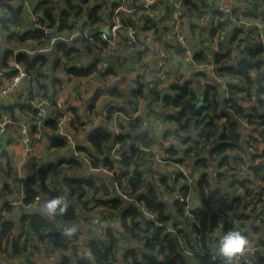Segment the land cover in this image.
Returning <instances> with one entry per match:
<instances>
[{"label": "built area", "instance_id": "obj_1", "mask_svg": "<svg viewBox=\"0 0 264 264\" xmlns=\"http://www.w3.org/2000/svg\"><path fill=\"white\" fill-rule=\"evenodd\" d=\"M161 1H164L166 4V12L163 11ZM183 1L98 0V3H96L93 0H89L84 5L83 10L89 12L93 6H97L98 14L101 19L105 20L102 27L100 25L101 30L98 34L101 41L99 42L104 46L101 47L100 44L91 41L90 44L93 48L89 54L88 49L81 46L80 42L82 39H88L90 32L97 25H89L84 13L81 16L83 18L75 24L73 31L56 33L55 30H50L48 25H37L45 5H40L37 0H13L12 3L20 7L21 21L7 33H3L0 30V57L6 52L10 53L6 62L7 69L4 71L6 76L2 72L0 73V105L14 106L19 100L25 98L31 107L24 110L20 118L17 119L15 117V121L12 120L8 112H0V142L6 136L8 128L14 126L12 133L14 135L13 141L24 147L31 156L29 168L33 171V174L26 175L25 177L36 176L38 175L39 168L43 167L41 165L42 156L40 153V150L43 148L42 145L39 146V141L45 135L42 125L48 118H54L57 111L61 112L62 117L58 119V127L54 132L46 135L53 136L59 134L66 142L71 143L72 139L70 136L73 135L72 132L76 134L84 132L85 134L86 131L90 133L96 128V108H93L95 101L93 102L94 97L91 95L94 85H101L103 91L115 90L121 92L122 98L124 95L127 97V102L123 106L126 112H124L121 105H118V103L121 104V100H116L114 97L111 101L106 102L103 108H101L102 105L100 106V110H102L100 112L101 126H104L112 137L111 142L107 145V149L102 153L93 151L91 155H87L82 150L90 148L89 143L83 140L77 147H73L71 159H59L56 163H53V166H55L53 179L49 181L50 177H48L45 181L48 190L58 193L61 188L67 191L62 185L64 178L78 177L80 179L91 180L96 186H103L106 194L102 192L98 195L99 198H110L112 196L118 197L125 203L136 204L135 193L129 187L127 179L121 180L118 183L113 182L114 178L120 175L118 165L113 164V170L110 171L106 170L105 167L96 169L89 167L93 160L103 157H107L111 162L119 163L122 159V154L127 155V149L134 145L136 149L146 153V159L155 170V181L160 184L159 181L162 178H167L166 185H160L159 190L164 196L163 200L168 209L171 208L172 213H174L173 206L168 203L170 201L173 202L171 204L181 205L182 210H184V214L182 213L178 216L174 213L177 220L174 226L171 225L172 216L170 214L171 220L165 227L167 233L177 238L182 253L191 264H198L195 261L194 252L190 249V247L195 250H199L200 248L199 238L194 232L193 227L195 212L198 209L216 216L215 224L207 235V243L210 254L215 257L217 264H224L223 257L215 253L212 245L219 233L225 230L221 217L226 215L231 218L232 205L230 204V199L241 200V215L245 217V220L231 218L229 224L231 228L240 227L242 230L248 232L250 239L253 241L254 252L252 257H250L253 258L257 253L264 252V183L252 173L254 167H262L264 171V140L258 134V131L262 132L264 130V125L260 129L254 130L248 126L246 120L240 121L244 153L235 149L226 152V155H229L231 158L237 157L241 159V163L236 167L233 166V163H230V167L227 165L219 166L222 155H212L210 157V154L207 153L203 157V159L207 160V167H203L199 165V159L196 158L194 151L189 154L190 159L184 161L179 158H171L165 155L169 148H174L182 153L189 146L193 147L192 143H182L183 140L190 138L192 142L199 143L197 146V150H199L201 140L197 138L196 132L192 134H179L176 125L167 122V117L177 118L180 112L178 109L163 108V98L167 93L164 96L161 93L168 90V84L172 82H175V84L189 83L190 90L197 97L202 95L205 86L212 80L222 84L224 89L226 84L232 83L233 80L229 77H219L217 75L213 52L228 54L230 57L228 62L231 63L241 57L247 41L257 47L253 53L260 51L259 47L262 46V52L259 56L263 57L264 41H260L263 40L264 36V19L262 20L258 17L255 20H247L243 16L247 10L241 0H213V4L206 2V6H209L213 10H218L221 16L217 17L214 21L215 33L206 46V61L204 63H196L193 55L197 48L189 39L188 24L189 22H194L198 26H204L214 16L212 17L210 12H205L200 18L195 16L190 17L183 9ZM192 1L193 3L195 2V0ZM257 1L256 7L258 12H261L259 8L263 7L262 10H264V3L262 0ZM54 2L56 6H61L62 4V0H54ZM142 16H148L157 22L156 27L151 29L144 28L141 20ZM231 18L234 19L232 21L234 23L231 22ZM235 27H238L241 33L234 40L232 39V33ZM29 29L40 30L48 37V41L41 43V41L29 38L22 41L15 48H8L9 45L6 42L4 43V38L6 39L10 35L16 36L18 39L24 37ZM248 31L250 34L246 35L245 32ZM240 40H243L244 43L239 44ZM57 43H66L70 48H74L75 52L70 55V59L61 60L62 58H60L57 63L56 54L54 53V47ZM170 51L177 55L174 62L169 60V56L172 53ZM18 55L43 56L47 58L48 63L41 66L38 74H35L31 69H28L16 60ZM109 57L115 58L118 66L109 61ZM56 64H58V67ZM48 66L51 70L48 69ZM72 67L81 68L88 72L99 70L106 78L103 81H98L94 73L86 78H74L67 72ZM117 68L123 69L128 74L121 84H119V81L123 80L124 76ZM54 69L60 73L59 79L62 80V87H60V90L51 100H39L36 91V77L43 76L48 79ZM260 72V75L253 73L256 80L257 78H261V80L259 83L256 81V87L251 97L249 99L244 97L241 102V106L246 111L257 101V88H260V90L264 89L262 79L264 67ZM202 73L207 76L209 81L203 78ZM173 76L175 77L173 78ZM189 76L190 78H188ZM70 85H72L71 89L73 91L70 90ZM122 85L125 87L126 92L120 87ZM66 93L70 96L69 100L67 97L64 98ZM221 96H223V93ZM260 98L264 99V95L259 94ZM91 106L92 110L89 109ZM48 107L55 110V113L49 117H47ZM71 108H75L79 113L78 119L71 115L69 111ZM148 109L151 110V116L154 119L143 118V113ZM155 114H160V117L157 118ZM257 115L262 116L264 121V108ZM186 118L188 116H185L183 119ZM66 119H70L68 129L66 126L62 127ZM139 119L141 123L137 130L145 133L151 140L156 139V141V136H153L151 132V124L154 120H160L165 123L167 130L161 136L164 141L163 155L157 156L155 154L157 143L154 140H152V144L148 148L141 147L134 140L124 141L123 143L115 140V137L121 133L119 128L120 120L136 121ZM224 122L223 120H219L217 124L220 125ZM27 124H31L33 125L32 127L37 128L36 139L33 138L32 141L28 137L30 128ZM78 124H81L82 127L76 129ZM74 160L83 162L93 175L90 172L87 176H81V168L78 169L79 171L70 169V163ZM133 168L131 166L128 171L131 172ZM61 169L63 170L62 172L60 171ZM13 180L15 178H9L8 183H6V188H8L6 192L3 191L4 187L0 186V196L3 195V191V196L7 199L6 203L11 206L14 212H17L18 209H22L21 206L23 205L25 195L19 186L18 193L15 195V190L11 186ZM213 184L217 185V187L224 186L226 191L219 193L212 190ZM92 197L93 193L91 192ZM203 200L207 202V205L203 204ZM39 201L40 198L36 197L28 208L39 210ZM70 206L71 204H69ZM139 207L144 220L163 227L157 224L156 216L153 213L148 212L142 206ZM90 208L92 207L88 206V209ZM100 209L101 207L96 208V212L95 210L88 211L84 210L81 204H79L78 207L73 209L77 221L66 222L54 219L53 221H49V224L54 229L61 231L68 225H78V232L72 237H68V240L76 238V244L79 246L82 243L80 237L84 230L95 232L92 228L98 229L99 221L101 220L98 219L100 218V214H98L100 213ZM91 212H95L97 218L96 216H91ZM0 218L4 221H11V214L2 210ZM107 222L109 225L105 226V233L111 232L120 238L117 242V249L108 262V264H117L118 261L125 259L129 247H138L139 245L130 241V246H128L120 233L114 230L112 222L109 220ZM45 233H48V228ZM186 235L190 237V244L187 242ZM26 239L27 235L23 233L20 235L19 242H25ZM27 245L32 249L37 246L33 241ZM45 246H43L45 254L52 261L55 256L54 253L57 250L48 247L46 244ZM198 254L204 255V253ZM3 258L4 255L0 250V264H5ZM17 264L30 263L23 260ZM241 264H244V262L242 261Z\"/></svg>", "mask_w": 264, "mask_h": 264}, {"label": "trees", "instance_id": "obj_2", "mask_svg": "<svg viewBox=\"0 0 264 264\" xmlns=\"http://www.w3.org/2000/svg\"><path fill=\"white\" fill-rule=\"evenodd\" d=\"M247 10L243 16L247 20H255L259 16L264 18V11L258 12L256 7L257 0H241ZM264 3V0H262ZM13 0H0V30L7 33L13 26H16L21 21L20 7L12 3ZM40 5H45L42 11L41 18L38 20L37 25H48V28L55 30L56 33L71 32L75 29V24L83 17L87 18L89 25H97L89 34L88 39L80 42V45L88 49V53H91L93 46L90 42L101 44L98 37L100 25L104 24L105 20L101 19L98 14V7L93 6L91 11L86 12L83 10L84 5L89 0H62L63 7L56 6L54 0H37ZM98 3V0H95ZM163 11H167V7L164 1H161ZM140 9V8H139ZM183 9L190 17H201L203 13L210 12L212 14L211 20L204 26H198L197 23L189 22L188 33L189 39L195 44L197 48L193 55V59L196 63H204L206 61V46L209 44V40L214 36L215 26L214 21L217 17L221 16L218 10H213L206 6L205 0H198L193 3L192 0L183 1ZM143 27L151 29L156 27L157 22L150 19L148 16H142ZM232 25V24H231ZM201 33V35H200ZM241 33L238 27L233 29L232 39H237ZM249 35L250 32H245ZM34 38H33V37ZM8 38V37H7ZM6 38V39H7ZM10 38H16V36L10 35ZM29 38L41 41V43L48 41V37L45 36L38 29H29L26 35L20 39V43ZM100 41V42H99ZM88 42V44H87ZM244 41L240 40L239 44H243ZM246 43H248L246 41ZM256 46H252L246 50V56L244 59L234 60L229 63V55L219 52H213L214 65L217 67V75L219 77H229L233 80L232 83H227L223 89L222 84L215 80L209 81L207 76L202 73L203 78L209 81V84L205 86V90L199 97L195 96L193 91L189 88V83L174 84L169 89L163 98V108L168 107L172 110H179V117L166 118L167 122L175 124L177 132L179 134H192L196 132L197 138L201 140V147L197 150L198 142H192L190 138L182 141L183 144L192 143L193 147H188L182 153L174 148H169L165 153L166 156L171 158H179L182 161L190 159L189 154L194 151L197 159H199V165L207 167V160L203 159L205 153L221 156L219 166L227 165L236 167L241 163V159L237 157H229L226 155L227 151L231 149L238 150L244 153V147L242 144V128L240 126L241 120H246L248 126L251 129L258 130L264 125L263 117L258 116L257 113L264 108V99H258L254 105L245 110L241 106V102L244 97L249 99L252 92L256 87V77L253 73L261 74L263 68L262 56H259L261 50L253 53L256 50ZM74 48H70L66 43H57L54 47V53L56 54L57 63L60 58H71L70 55L74 53ZM10 53H4L0 57V72L7 69V58ZM114 65L116 59L113 57L108 58ZM16 60L22 63L28 69H31L35 74H38L41 66L48 63L47 58L43 56L31 57L28 55H18ZM124 64V63H122ZM58 65V64H56ZM118 66V65H117ZM120 67V65H119ZM68 74L74 78H86L90 74L94 73L97 76L98 81H103L106 77L101 74L99 70L85 71L72 67L69 69ZM259 74V75H260ZM264 82V73L262 75ZM47 80V78L40 76L36 77V91L42 89L40 86L41 81ZM48 81V80H47ZM62 87V86H61ZM223 93V97H221ZM260 95H264V89L259 92ZM116 100H121L122 94L111 92L110 94ZM38 96V94H37ZM54 95L49 96L46 100H51ZM118 105H120L118 103ZM92 110V106L89 108ZM222 109H225L222 111ZM124 112L125 107H123ZM74 118H79V113L75 108L69 110ZM114 112V111H113ZM112 112V113H113ZM157 118L160 114H155ZM185 116L188 118L183 119ZM62 117L60 111H57L54 118L59 119ZM219 120L225 121L222 124H217ZM141 120L128 121L120 120L119 128L121 130L120 135L115 137V140L123 143L124 141H136L143 148H148L152 144V140L145 133L139 132ZM49 125V126H48ZM47 127L51 132L56 130V126L49 121ZM81 124H78L76 129L81 128ZM259 136L264 140V132L258 131ZM50 136L48 140L55 148H61L65 146V139L61 136ZM112 137L104 126L94 128L88 138L90 148H85L82 151L91 155L93 151L102 153L107 149V145L111 142ZM127 155L122 154V159L118 163L111 162L107 157L101 159H95L91 162V167L96 169L99 167H105L106 170H113V164L118 165L119 174L114 178L113 182L118 183L121 180L127 179L129 187L135 193V203L142 206L145 210L153 213L156 216V222L160 226H156L151 221L141 220L139 216V207L136 204L125 203L118 197H98L102 192L106 194L103 186H96L94 182L87 179H80L78 177H66L63 180L62 185L66 192L69 193V197L76 202L65 210V213L55 218V220L63 221H77V217L74 215L73 209L81 204L84 210H95L101 207L100 214L105 220H115L116 215L121 212L122 216L129 215V219L132 224V228H127L126 235L133 243H137L138 247H129L126 253V257L122 261H118L117 264H191L185 255L182 253L180 246L177 242V238L167 233L165 225L171 220L169 209L164 202V196L159 190L160 185H166L167 178H162L158 184L155 179V170L151 166L150 162L146 159V153L139 149H136L134 145L127 149ZM201 158V159H200ZM70 169L79 171L82 163L78 160H74ZM133 166V170L129 172V168ZM1 171V170H0ZM55 166H48L45 168H39V173L36 176L27 177L22 180L21 190L24 192L25 199L21 208L23 209L18 227L15 229L12 221H4L0 218V250L4 255L3 261L5 264H17V258L27 257V249L29 243L32 240L36 242H44L48 247L54 250H58L59 254H66L67 259H63L62 264H108L109 260L113 256L114 251L117 249V242L120 240L118 236L113 235L111 232H106L102 236H97L93 240L87 243H81L79 246L76 244V238L68 240V237L63 234V231L54 229L50 226L49 220L41 215L39 210H31L28 208L36 197L40 200L42 197L56 196L58 193L51 192L45 185V181L48 179L49 173H54ZM63 171L62 169L60 170ZM81 171V170H80ZM252 173L260 178L264 183V171L262 167L257 170H252ZM202 185V184H201ZM204 185V184H203ZM62 189L60 188L59 191ZM86 190L93 193V197L89 200H84L86 197ZM2 191V190H1ZM3 191H8V188L4 187ZM64 191V190H63ZM1 193V192H0ZM4 193V192H3ZM71 204V203H70ZM203 204L207 205V202L203 200ZM232 205V219L245 220V217L241 215V200L230 199ZM89 207H92L88 209ZM175 210V214L178 216L184 214L181 205L171 204ZM128 209V210H126ZM12 214L14 210L6 203L0 210ZM229 216H222L221 221L224 224V229L231 228L229 222L231 219ZM216 216L206 213L202 209H198L195 212L194 232L199 238L200 248L194 252L195 261L198 264H217L215 257L210 254V249L207 243V235L211 228L215 224ZM48 229V233H45ZM58 230V231H56ZM97 231H95L96 233ZM25 233L27 239L25 242H19L20 235ZM18 234V235H17ZM187 242L190 244V237L186 235ZM176 240V241H175ZM198 253H204L199 255ZM224 263V261H223ZM255 264H264V252L257 253L254 256Z\"/></svg>", "mask_w": 264, "mask_h": 264}, {"label": "crops", "instance_id": "obj_3", "mask_svg": "<svg viewBox=\"0 0 264 264\" xmlns=\"http://www.w3.org/2000/svg\"><path fill=\"white\" fill-rule=\"evenodd\" d=\"M195 1L197 2L198 0H195ZM205 2H209V3L213 4L214 1L213 0H205ZM262 8L263 7L259 8V10H261V12L264 11V10H262ZM259 18L262 20L264 19L260 16H259ZM232 21H234L233 18H231V22ZM232 23H234V22H232ZM231 26L234 27V25H231ZM230 31H232V29H230ZM263 41H264V36H263V40L260 42H263ZM5 42L6 43L9 42V37L7 39L4 38V43ZM11 44L13 47H8V48H15L20 44V40L18 38L17 39L16 38H10V46H11ZM259 48H262V46H260ZM170 52H172V51H170ZM175 56H177V55L172 52L169 56V60L174 62ZM262 62H263V67H264V55L262 57ZM56 66L58 67V65H56ZM48 69L51 70V68L49 66H48ZM117 69L124 76L123 80L119 81V84H121L124 82V78H126L128 76V74L125 71H123V69H119V68H117ZM2 74L4 76H6L4 71H2ZM59 75H60L59 71H55V69H54L51 72L50 77L47 79L48 81L47 80L41 81L42 83H40V86H42V89H39L37 91L39 100H46L47 98H49V96L55 95L60 90V87L62 86V80L59 79L60 78ZM174 77L175 76H173V78ZM188 78H190V76ZM170 84H168V86H169L167 88L168 90L161 93L162 96H164L165 93L169 92V89H171ZM69 87H70V90L73 91V89H71L72 85H70ZM101 87H102L101 85L95 84L93 91L91 93L92 97H94L93 102L95 101L93 104V108H96V114H95L96 115L95 116L96 117L95 118L96 127H99L102 125V122L100 120V112L102 110H100V106L102 105L101 108H103L104 105L106 104V102H109L112 100L113 97L110 95L111 92H115V93H119V94L121 93V92H118L115 90L103 91V88H101ZM120 87L126 92V90L124 89L125 87H123V85ZM65 97H67V99L69 100L70 96L68 95V93H66L64 95V98ZM126 102H127V97L124 95L123 98H121V104L120 105L123 107V106H125ZM30 107H31V105H29V102L25 98L22 100H19L13 106L14 117H16L17 119L20 118L22 112L24 110L30 108ZM0 112L1 113L5 112V110L0 108ZM54 113H55L54 109L49 108V107L47 108V117L52 116ZM143 118L154 119V117L151 116V110L150 109L146 110L143 113ZM49 121H51V123L53 125H55L56 128L58 127V119L57 118L51 119V120L47 119L44 122V124L42 125V129H44L43 132H45L46 134L51 133V130H49L47 127V123ZM69 121H70V119H66L62 127L66 126V128L68 129ZM157 121L161 122L160 120H154V122L151 124V132H152L153 136H155L154 128L156 126ZM161 123H163V122H161ZM163 124L165 125V123H163ZM27 126L30 128V129L29 128L28 129H29L31 135L33 136V138L36 139L35 135H36V129L37 128L32 127L33 125H31V124H27ZM13 128H14V126H10L8 128L6 136L0 142V170H1L0 171V186L7 187L6 183H8L9 178H15L16 181L13 180V183L11 182V186L15 190V195H17L18 190H19L18 186L21 188V184L18 183V179L23 180V179L27 178L25 176L26 175H32L33 171L30 170V168H29L30 167L29 164L31 162L30 154H28L27 150L24 147L19 145L16 141H13L14 140V135H12ZM166 130H167V127L165 125V128L161 132L160 136H162ZM64 132H66V130H64ZM70 132H72V131H70ZM72 133H73V135L70 136L72 139L71 143L65 141V146L61 147V148L53 147L52 144L49 142L50 140H48L49 138H47L44 135L42 140L39 141V146L42 145V148H43L42 150H40V153L42 156V162H41V165L43 166L42 168H45V167H48L51 165L53 166V163H56L59 159L65 160V159H71L72 158L71 152L73 150V147L74 148L77 147V145L84 140V138L86 137L88 132L86 131L85 134H84V132L79 133V134H76L74 132H72ZM80 168H81V176L82 175L87 176L91 172V171L89 172L90 169L88 170V167L85 166L84 163L82 164V166ZM91 175H93L92 172H91ZM48 177H50L49 181L52 180L53 179V173H49ZM2 193H3V191H2ZM85 194H86V197L84 200L85 201L89 200L91 198V192L89 190H87L85 192ZM3 195H4V193H3ZM168 203L171 205V203H173V202L168 201ZM74 204H76V202L73 200V202H71V205H74ZM3 205L4 204H3L2 198L0 196V210L3 208ZM137 207H139V206L137 205ZM126 210H128V209H126ZM22 211H23V209H18L17 212H14L11 214V221L13 222L15 229L18 227ZM95 212H96V210H95ZM95 212H91V216L93 215V216H96V218H97V215ZM173 212L176 213L175 210H173ZM174 213H172V214H174ZM206 213H208V212H206ZM98 214H100V213H98ZM140 214L141 213L139 211V216H140ZM129 217H130L129 215L123 217L121 212H119V214L116 215V217L114 218L115 220H109L112 222L114 230H117L121 236H122V234L125 235V236H123L125 240H127V239L129 240V237L126 235L125 230L127 228H129V229L132 228V224H131ZM98 219H101L99 221L100 223L98 225V231L95 233V232H91L90 230H84L82 233V236L80 237L82 243L85 244L88 241L93 240V238H95L97 236H102V234H105V226L107 227L109 225V223L107 222V220L102 218L101 214H100V218H98ZM140 219H141V216H140ZM32 241L37 246H35V248H33V249L28 247L27 257H25L23 259L17 258L18 263H20L21 261L24 260L25 262L30 263V264H62L63 259L67 257V254H64V255L59 254L60 252L57 250L54 253L55 256L53 257V259L51 261L47 258L46 254H45V251L43 248V246L46 247L45 244H43V242H36L37 240H34V239ZM66 260L68 261L67 258H66Z\"/></svg>", "mask_w": 264, "mask_h": 264}, {"label": "clouds", "instance_id": "obj_4", "mask_svg": "<svg viewBox=\"0 0 264 264\" xmlns=\"http://www.w3.org/2000/svg\"><path fill=\"white\" fill-rule=\"evenodd\" d=\"M0 15H3V13L0 12ZM117 26L119 27V25ZM164 128L165 125L157 121L154 128V134L157 138V149L155 152L157 156L164 154V141L160 136ZM89 167L91 166L89 165ZM212 190L221 193L226 191V188L224 186L217 187V185L213 184ZM66 197H69V193L63 190L59 191L56 196L42 197L38 202V209L41 215L45 216L49 221L62 216L71 203V199H66ZM78 229V225H68L63 228V234L70 238L78 232ZM92 230L98 231L95 227ZM212 247L217 255L223 257L224 264H241L242 261L244 264H254V257L250 258L254 252L253 241L250 239L248 232L240 227L221 231L214 239Z\"/></svg>", "mask_w": 264, "mask_h": 264}, {"label": "water", "instance_id": "obj_5", "mask_svg": "<svg viewBox=\"0 0 264 264\" xmlns=\"http://www.w3.org/2000/svg\"><path fill=\"white\" fill-rule=\"evenodd\" d=\"M247 30H248V28H247ZM0 35H1V34H0ZM252 46H253L252 43H247V44L245 45L244 50H243V53H242L241 57L239 58L240 60H242V59L245 58V56H246V50H247L248 48L252 47ZM260 80H261V78H257V80H256L257 83H259ZM171 84L174 85L175 82H172ZM259 92H260V88H257V90H256V99H257V100L259 99ZM221 97H223V96H221ZM1 108L4 109L5 111L9 112V114L11 115V118H12L13 121L16 120V118H15L14 115H13V106H12V105H3V106H1ZM222 110H223V109H222ZM107 131H108V130H107ZM262 132H264V130H262ZM108 133H109V132H108ZM89 134H90V133H88V134L86 135V137L84 138V141H87V138H88ZM45 136H46L47 138H50V136L46 135V133H45ZM28 137H29L30 140H32V138H33L30 132L28 133ZM54 137H58V135H55ZM254 169L257 170L258 167H254ZM21 182H22V180L18 179V183L21 184ZM1 198H2L3 204H5L6 201H7V199H6L3 195H1ZM171 212H172V209L169 208V214H171V216H172L171 225L174 226V225L176 224V221H177V220H176L175 215L172 214ZM140 216H141V219L144 220V218H143V216H142L141 214H140ZM56 231H58V230H56ZM123 236H125V235L122 234V237H123ZM123 238H124V237H123ZM175 241H176V240H175ZM126 242H127V245L130 246V241H129L128 239L126 240Z\"/></svg>", "mask_w": 264, "mask_h": 264}, {"label": "rangeland", "instance_id": "obj_6", "mask_svg": "<svg viewBox=\"0 0 264 264\" xmlns=\"http://www.w3.org/2000/svg\"><path fill=\"white\" fill-rule=\"evenodd\" d=\"M93 2H95V0H93ZM63 4H64V3L62 2L61 7L63 6ZM119 48H121V47L119 46Z\"/></svg>", "mask_w": 264, "mask_h": 264}]
</instances>
